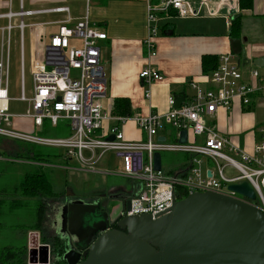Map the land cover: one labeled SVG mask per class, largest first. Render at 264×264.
<instances>
[{"label": "built area", "instance_id": "obj_1", "mask_svg": "<svg viewBox=\"0 0 264 264\" xmlns=\"http://www.w3.org/2000/svg\"><path fill=\"white\" fill-rule=\"evenodd\" d=\"M196 1L198 8L194 6ZM212 4L213 0H158L156 5L148 6L147 21L150 27L144 41L148 56H155L154 23L157 15L172 11L185 18L197 17L205 11L208 16H213L215 11L209 7ZM67 12L66 8L24 11L20 0L17 12L9 11L0 16V19L8 21V25L0 29L1 48L6 50L3 55L1 50L0 55V138L57 149L84 173L126 179L130 182L133 196L123 198V216H157L168 211L173 201L183 200L193 193L214 192L235 197L227 191V187L244 181L255 194V200L251 203L264 216V125L258 130L259 140L253 153L247 154L228 136L219 135L212 125L205 122V118H211L220 108L230 111L235 101L247 108L255 94L264 95V82L258 73L250 72V78L257 85L246 83L237 64L232 62L231 55L221 56L217 68L208 75L210 89L201 90L191 85L194 96L190 103H182L174 110L175 99L170 96L167 99L168 111L163 115L150 112L145 116L117 117L103 110L101 105L107 80L100 66L98 44L106 40L105 33L86 17L72 25L67 19L58 25L57 31L47 41L41 42L39 53L31 62L30 97L26 95L21 59L17 98V101L28 105V111L20 118L31 121L38 130L45 122L53 128L59 123H67V136L36 137L12 127V119L19 116L10 115L8 110V47L11 32L17 29L23 33L25 28H35L34 25H25V18ZM14 20H18L17 25L11 24ZM139 78L147 85L162 81L161 75L150 68H145ZM149 98V92L145 91L143 99L148 101ZM127 123H132L144 139L138 142L127 140L123 133ZM182 131L186 132V142L183 144L179 143ZM189 132L193 142L187 138ZM163 133L168 134L164 136V142L157 141ZM197 139L201 141L197 142ZM163 152L182 154L185 159L166 171L162 169L160 160V170L156 171L154 154L161 156ZM110 153L118 159L119 171L115 173L108 166V169L98 172L96 166ZM226 169L233 171V174H226ZM127 201L129 211L125 208Z\"/></svg>", "mask_w": 264, "mask_h": 264}, {"label": "crops", "instance_id": "obj_2", "mask_svg": "<svg viewBox=\"0 0 264 264\" xmlns=\"http://www.w3.org/2000/svg\"><path fill=\"white\" fill-rule=\"evenodd\" d=\"M41 1L47 2L51 0ZM88 1L84 12L82 11L81 14H77L78 16L76 15L74 18L70 16V10L67 6H60L42 10L66 8L68 10L67 14H39L32 17H41V20L31 23H25L23 19L25 25H34L35 28H25L23 33L14 29L17 30L19 35L20 76L21 59L23 64L25 62V31L28 30L29 60L33 62L37 53H39L41 42L47 41L48 37L57 31V27L61 22L69 19L72 25L86 17L90 23L96 25L99 31L106 35V40L98 44L100 66L107 80V90L101 105L103 110L110 113L115 99H127L129 101V116H145L150 112L163 115L168 111L167 99L170 96L174 97V99L181 97L183 99L181 104L190 103L194 96V91L191 88L192 84L201 90L211 88V84L208 82L210 73L203 74L201 70V59L204 56L216 57L218 66L221 56L231 55L233 57L232 62L237 64L246 83L257 85V82L250 78V72L252 71H256L264 82V62L259 63L264 59V0H252L251 9L244 11L239 9L238 0H213V4L209 5L215 11L213 16H208L205 11H202L197 17L181 18L172 11L167 14L157 15L154 23L156 27L154 57L148 56L144 41L148 36L150 27L147 21V8L148 6L156 5L158 0ZM90 2L93 3L89 6ZM19 3L20 0H18V8ZM21 3H23L22 0ZM194 6L198 8L199 3L196 1ZM9 11L13 12L11 0H8V2L0 0V16L5 15ZM56 15L63 16L59 20H45L47 16ZM238 16L241 17L242 29L239 38L235 40L240 41L242 52L241 55L235 56L232 54L229 45V41L234 39L228 37V31L231 21ZM11 24L17 25L18 20L12 21ZM7 25L8 21L6 19H0V29L5 28ZM51 28L55 29L54 32L51 31ZM1 45L0 34V55L1 50L3 55L6 50L1 48ZM8 49L9 83L10 43ZM237 59L240 61L239 64ZM256 64H259L260 67ZM145 68L158 72L162 77V81L150 85L145 84L139 78V74ZM145 91L150 94L148 101L143 99ZM27 96H31V86ZM25 105L27 106V112L28 105ZM20 117L12 119V127L18 131L34 135V131L38 129L36 130L33 127L31 121ZM205 122L209 126L212 125L219 135L228 136L239 149L247 154H252L255 144L259 140L258 130L264 125V95L255 94L247 108L242 107L238 101H235L230 111L220 108L211 118H205ZM38 131L42 132L43 127ZM123 133L129 141L138 142L144 139L132 123H127L124 126ZM160 136L158 138L165 139L164 136H168V134L163 133ZM187 138L189 140L188 134ZM193 141L194 139H192ZM200 141L201 139H197V142ZM10 144L8 139L0 138V154H3L2 152L5 151V148H10ZM21 144L36 146L27 143ZM16 152L18 157H21L18 160L21 161L22 165L34 168L40 167L38 163H41L42 160L33 159V152L35 151L30 148H19ZM53 160L55 161V167H48L52 168L51 170L65 171L69 170V168H74L72 162H69L61 151L57 158H53ZM97 171L101 172L102 170ZM51 189L55 194H59L62 191L55 189L53 185H51Z\"/></svg>", "mask_w": 264, "mask_h": 264}, {"label": "water", "instance_id": "obj_3", "mask_svg": "<svg viewBox=\"0 0 264 264\" xmlns=\"http://www.w3.org/2000/svg\"><path fill=\"white\" fill-rule=\"evenodd\" d=\"M229 45L233 55H241L240 41L230 40ZM182 101L177 97L172 108L178 109ZM185 142L182 131L179 143ZM153 158L154 170L159 171L161 156L155 153ZM227 191L236 196L193 193L173 201L168 211L157 216L120 215L116 230H108L106 220L95 225L98 217L85 219L98 206L82 201H53L49 219L54 233L69 247L63 256L67 264H264V216L251 203L254 191L245 181L229 185ZM125 208L129 211L128 201ZM93 232L99 235L88 244ZM84 243L86 250L80 254L83 249L78 244ZM49 249L39 244L37 233L30 232L26 264H48Z\"/></svg>", "mask_w": 264, "mask_h": 264}, {"label": "rangeland", "instance_id": "obj_4", "mask_svg": "<svg viewBox=\"0 0 264 264\" xmlns=\"http://www.w3.org/2000/svg\"><path fill=\"white\" fill-rule=\"evenodd\" d=\"M8 2V0H4ZM52 1V2H51ZM51 1H41V0H22V6L24 11H37L42 9H48L53 7L67 6L70 10V16L76 17V15L81 14L88 5V0H51ZM91 1V0H90ZM93 2H90L89 6ZM11 9L13 12L18 11V0H11ZM77 15V16H78ZM63 15L47 16L45 20H59ZM41 17H31L25 18V23L40 21ZM5 24V22H4ZM52 29V28H51ZM55 29L51 31L54 32ZM29 40H28V30L24 34V78L26 86V95H29L31 86V75L30 67L31 62L29 60ZM19 82H20V70H19V35L17 30H13L11 33L10 42V54H9V83H8V110L10 115L23 116L27 110L25 103L17 101L19 97ZM67 123H59L57 128H53L47 125L46 128L39 132L34 131V136L44 137V138H60L65 137L68 134ZM172 131L171 128H168ZM174 134V132H173ZM172 134V135H173ZM189 142H192V134L189 132ZM172 140L171 138H169ZM10 148H5V151L0 154V200L3 203L0 205V246L1 243H18L22 240L27 243V237L29 232L26 234L25 231L32 228L34 224L33 215H35V209L32 208L31 202L22 201L21 203L26 205L21 208L15 206L13 202L15 199H19V195L15 192L18 186V182L22 179L23 174L30 172L42 173L47 177V180L55 189L66 191V195L71 194L77 200L82 202H94V198H98L102 203L105 200H111L113 198L119 197H131L133 196V191L130 189V182L126 179L113 176V175H99L84 173L78 170L76 163H72V167L69 170H51L55 167L53 154L58 155L60 151L57 149L42 147V146H28L26 144H21L19 142L9 141ZM19 148H30L32 151L37 152L44 160L39 162L40 167H31L22 165L20 159L15 155V151ZM49 156V157H47ZM184 160L182 154L161 153V165L164 171L173 167V165L181 163ZM113 172H117L120 169V163L113 154H107L105 158L101 161V165L96 166V170L108 169L109 167ZM100 167V168H99ZM74 169V170H73ZM225 173L232 175L233 171L226 169ZM93 199V200H92ZM92 200V201H91ZM115 208H118V203L115 204ZM98 217V210L94 213L85 214V219H96ZM51 227V226H50ZM52 230V228H51Z\"/></svg>", "mask_w": 264, "mask_h": 264}, {"label": "trees", "instance_id": "obj_5", "mask_svg": "<svg viewBox=\"0 0 264 264\" xmlns=\"http://www.w3.org/2000/svg\"><path fill=\"white\" fill-rule=\"evenodd\" d=\"M238 7L241 11L249 10L252 7V0H238ZM264 22V21H263ZM264 25V23H263ZM242 29L241 17H235L229 27L228 37L230 39H238ZM217 67V58L214 56H204L201 59V70L203 74H209ZM111 114L117 117H127L130 115V104L127 99H115L112 105ZM48 125L47 122L43 124V130ZM58 127V126H57ZM55 127V128H57ZM16 152V151H15ZM18 156V153H15ZM58 155L53 154L51 157L57 158ZM49 157V156H47ZM33 159L41 161L44 160L36 152H33ZM19 195V199L13 200L21 208L26 205L22 204V201L31 202L32 208L35 209L34 224L33 227L26 230L28 232H37L41 244L49 245L53 248V264H56L58 257L63 255L65 246L61 243L62 240L58 235L51 230L50 222V204L55 200L64 199L61 198L63 192L59 194L53 193L51 185L46 176L38 173H27L23 175L22 179L18 182V186L15 192ZM187 196L184 197V199ZM183 199V198H182ZM3 200H0V205ZM0 213V217H1ZM62 244V246H61ZM26 240L18 243H1L0 246V264H26ZM52 252V250H51Z\"/></svg>", "mask_w": 264, "mask_h": 264}, {"label": "flooded vegetation", "instance_id": "obj_6", "mask_svg": "<svg viewBox=\"0 0 264 264\" xmlns=\"http://www.w3.org/2000/svg\"><path fill=\"white\" fill-rule=\"evenodd\" d=\"M71 197H66V191L63 192V195L61 198H63L64 200H66L67 202H73V201H79L77 200L74 196H72L71 194H69ZM123 198L124 197H119V198H113L111 200H105L104 202H100L98 198H94V202H88V204H95L98 206V220L96 221L95 225L98 224L99 222H104L105 220L108 222V230H116L117 226V217L120 216L122 214L123 210ZM93 200V199H92ZM91 200V201H92ZM86 203V202H83ZM118 203V208L116 209L115 204ZM92 231V230H90ZM99 233L94 234L91 233L89 236V239L87 241L88 244L92 243L97 237H98ZM61 243H64L63 245L65 246L64 248V253L63 255H61L60 257H58V259L56 260V264H67L66 261L64 260L63 256L64 254L69 250L68 245L66 246V242L62 241ZM39 244L40 240H39ZM84 244H78V247L82 248L83 250L80 251L79 253L82 254L84 250H86V246H84ZM62 246V244H61ZM49 254V258H50V264H53L54 260H53V248L51 247L49 249V251H51ZM76 255V254H75ZM83 258L80 255V261H82Z\"/></svg>", "mask_w": 264, "mask_h": 264}]
</instances>
